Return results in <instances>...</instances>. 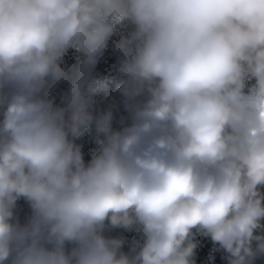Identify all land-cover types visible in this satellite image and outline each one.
Masks as SVG:
<instances>
[{"label": "clouds", "instance_id": "clouds-1", "mask_svg": "<svg viewBox=\"0 0 264 264\" xmlns=\"http://www.w3.org/2000/svg\"><path fill=\"white\" fill-rule=\"evenodd\" d=\"M125 21L116 130L84 90ZM0 116V264H195L193 229L229 264L264 254V0H0ZM106 222L137 228L139 251Z\"/></svg>", "mask_w": 264, "mask_h": 264}, {"label": "trees", "instance_id": "trees-1", "mask_svg": "<svg viewBox=\"0 0 264 264\" xmlns=\"http://www.w3.org/2000/svg\"><path fill=\"white\" fill-rule=\"evenodd\" d=\"M133 30L134 26L127 21L117 27V31L109 40L108 48L105 50L104 55L100 58L96 65L94 77L97 78L99 76L101 77L121 72V60L119 56L113 52V44L120 39L121 34L127 36ZM64 61L68 62V64L76 63L77 52L74 49H70L66 53ZM97 98L103 106H101V110H97L91 106L90 110L94 115H100L108 110H111L113 114L112 126L116 130H119L124 125L131 123L130 113L125 107L124 97L118 91V84L110 82L103 91L99 92ZM55 106H57V104H55ZM57 107H61V105H58ZM102 138V136H97L93 126L85 130L82 135L75 139V143L81 148L86 164L99 152L98 141ZM260 191L264 193V186H260ZM13 213V222L18 221L20 225L27 224L33 214L30 203L23 197L16 201ZM261 223L264 224V220H262ZM256 234L264 235V229H258ZM103 235L107 238H122L124 240V244L121 251L129 254L130 256L139 251L137 228H134L133 231H127L120 227L113 228L106 222V228ZM191 239L196 244L194 255L192 257L195 264H229L227 259L228 254L218 244L214 243L210 236H206L197 229H193ZM255 245L256 242L254 241L253 247H255ZM74 246L75 245L72 243H66V252H70ZM133 246H136L135 250L132 249ZM48 247H51V245H48ZM8 264H10V261ZM252 264H264V254L257 255Z\"/></svg>", "mask_w": 264, "mask_h": 264}, {"label": "rangeland", "instance_id": "rangeland-1", "mask_svg": "<svg viewBox=\"0 0 264 264\" xmlns=\"http://www.w3.org/2000/svg\"><path fill=\"white\" fill-rule=\"evenodd\" d=\"M65 62V61H64ZM68 64V62H65ZM122 77V72H119L117 74H108L105 76H99V77H94L92 80L89 82V84L85 88V94L88 96L90 104L92 107L96 108L97 110H101V106L103 104L99 102L98 100V94L99 92L103 91L104 88L108 86V84L111 83H116L119 85L120 80ZM68 85L66 83H61L59 86L56 87L55 91L53 92V97H54V104H57V106L63 105V98L67 92ZM96 111V110H95ZM0 119H2V116H0ZM132 249H136V246H133Z\"/></svg>", "mask_w": 264, "mask_h": 264}]
</instances>
